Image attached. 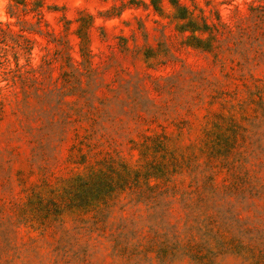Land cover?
<instances>
[{"label":"rangeland","instance_id":"rangeland-1","mask_svg":"<svg viewBox=\"0 0 264 264\" xmlns=\"http://www.w3.org/2000/svg\"><path fill=\"white\" fill-rule=\"evenodd\" d=\"M0 264H264V0H0Z\"/></svg>","mask_w":264,"mask_h":264}]
</instances>
